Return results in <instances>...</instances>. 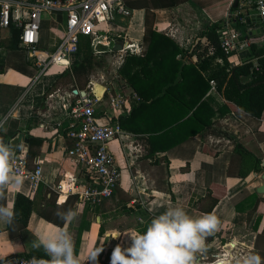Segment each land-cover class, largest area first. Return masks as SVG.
Listing matches in <instances>:
<instances>
[{
  "label": "crops",
  "instance_id": "1",
  "mask_svg": "<svg viewBox=\"0 0 264 264\" xmlns=\"http://www.w3.org/2000/svg\"><path fill=\"white\" fill-rule=\"evenodd\" d=\"M131 2L136 3L139 9L125 4L133 11L131 17L119 15L109 26L112 35L121 36V45L134 44L139 50L150 31L163 33L179 43L183 50L178 60L181 58V61H189L197 66L199 56L207 45V35L215 27L220 33L240 29L251 40L252 47H264L258 18L251 24L247 22L242 25L232 17L238 7L236 0ZM62 21V17L44 14L40 47L53 50L59 46L63 36ZM100 29L105 30L107 26L102 24ZM13 30L0 27V138L6 142L17 135L16 141L21 136L22 140L34 138L43 141L32 166L42 167L44 181L39 193L43 192L49 198L47 192L51 190L59 206L70 196L56 190L64 179L73 176L80 184L84 182L82 168L73 165L66 156L72 142L65 134L51 127V122L58 118L67 125L68 109L64 104L69 92L62 97L55 96L59 92L47 98L45 96L67 67L59 65L62 67L50 68L42 76L35 77L15 70L12 65H18L15 54L21 46L20 32L17 35ZM120 47L114 46L112 56H105L109 57L107 62L114 60L113 55L118 57L112 82L117 83L125 93H136L120 75L123 67L119 66L122 61L118 51ZM245 58V55H232L230 63L242 65L252 59ZM82 59L81 53L74 55L71 67L80 64ZM25 62L34 65L28 54L25 55ZM202 74L207 77L206 72L202 71ZM251 78L245 77L243 80L248 82ZM92 85L95 91V85L99 84L92 80L90 87ZM99 86L103 89V86ZM75 88L86 91L77 85ZM96 95L101 98L103 94ZM50 97L52 100H48ZM205 100L216 111L211 129L201 130L198 124L191 123L163 133L159 131L160 126L168 117L158 115L150 118L153 124H147L144 113L138 115L127 128L123 127L125 135L110 145L122 172L121 184L115 195L97 209L77 202L73 209L77 213L76 219L62 226L73 236L80 264H88L89 253L97 248H103L98 261L111 264V254L117 244L130 247L129 236L142 234L150 216L156 217L175 207L182 208L194 219L203 214H215L221 221L219 231L209 236L212 240L206 238V251L199 255V264H236L237 258L247 255L264 258V118L257 119L230 104L229 112H222L228 102L218 86L216 90L211 88ZM139 106L140 103L133 111ZM133 111L122 119L130 117ZM175 111L180 118L178 110ZM175 117L171 116L173 120ZM47 123L51 124L44 128L42 125ZM215 129L222 134L215 135L212 132ZM21 142L24 144V141ZM242 144L249 151V156L240 151ZM27 151L28 147L20 153L24 156ZM19 155L14 151V156ZM207 176L213 184L226 189V196L210 213L200 210V205L204 207L208 202ZM22 180V187L8 190L6 200L0 203L11 204L15 209L20 194L34 198L36 191L29 181ZM43 203L46 205V200ZM56 226L38 212H33L26 228L15 239H12L9 231L0 232V264H16L19 260L33 257L50 259L43 249L34 250L32 242L37 236L55 233ZM117 235L119 238L114 239ZM36 251L39 255H34Z\"/></svg>",
  "mask_w": 264,
  "mask_h": 264
},
{
  "label": "built area",
  "instance_id": "2",
  "mask_svg": "<svg viewBox=\"0 0 264 264\" xmlns=\"http://www.w3.org/2000/svg\"><path fill=\"white\" fill-rule=\"evenodd\" d=\"M236 2L238 7L232 17L242 25L247 22L251 24L258 18L264 43V0ZM132 13L123 0H0V27L9 29L14 26L20 30V46L34 61L38 75L42 76L53 65L71 67L72 57L80 53L81 37H89L95 57L99 60L105 58L106 54L112 56L114 46H122L118 51L122 59L119 66H123L125 58L131 52H139L141 47L138 50L134 44L121 45V36L112 35L109 26L119 15L131 17ZM44 14L63 19L62 40L53 50L40 47ZM102 24L107 29H100ZM219 40L226 56H244L252 49L251 40L240 29L219 32ZM213 53L211 48L210 54ZM252 60L256 61V58ZM210 84L213 90L217 89L216 81L212 80ZM103 89L101 98L95 94L93 85L89 92L73 89L68 99L63 97L66 99L64 107L68 109L67 125L60 118L50 123L51 127L65 134L72 142L67 150V159L84 171L83 183L80 184L76 177L71 176L64 179L56 190L78 195V204L88 205L92 209H97L107 199H111L121 184L122 172L110 145L125 135L121 119L141 103L137 93H125L115 82L106 83ZM50 124L42 126L48 128ZM21 153L14 156V170L19 177L29 181L36 191L44 181L42 167L29 169ZM30 260H19L16 264H25Z\"/></svg>",
  "mask_w": 264,
  "mask_h": 264
},
{
  "label": "trees",
  "instance_id": "3",
  "mask_svg": "<svg viewBox=\"0 0 264 264\" xmlns=\"http://www.w3.org/2000/svg\"><path fill=\"white\" fill-rule=\"evenodd\" d=\"M124 2L130 8L139 9L138 5L131 0H124ZM9 29H14V34L17 35L20 32L14 26ZM176 43L175 40L163 33L150 31L144 37L140 51L131 52L127 56L125 64L120 70V75L125 80L126 85L138 94L141 103L130 117L122 119V128H127L137 119L138 115L144 113L147 124H153V120L150 118L158 115L168 117V120L160 126L159 131L163 133H169L176 127L191 123L198 124L201 130L203 128L211 129L212 118L216 115V111L210 107L205 97L211 90L210 82L212 80L217 82L218 90L228 102L227 105L223 106L222 112H229L230 104L257 119L264 118V47L261 49L252 47L245 55L249 58H256L255 62L248 59L249 61L245 64L232 65L230 63L231 56H226L221 49L219 31L215 27L207 35V45L199 56L197 66L189 61L183 62L181 58L177 59L183 50L179 43ZM211 48L214 53L209 55ZM80 53L83 58L82 62L64 70L58 81L46 93V98L55 92H59L60 80L68 77L74 78V76L81 78L82 73L89 75L95 66L102 65L101 61L95 57V49L89 37H81ZM26 54L24 49H19V52L15 54L18 65H12V67L23 74L35 77L38 75V69L31 62H25ZM202 71L206 72L207 77L203 76ZM245 77L252 78L248 82H244L243 78ZM175 110L180 113V118H178ZM172 115L177 117L173 120ZM212 132L217 136L222 134L216 129ZM42 145L43 141L39 139H29L28 151L24 154L29 169H34L32 164ZM240 151L245 156H249V151L244 147ZM260 165L261 159L259 158L258 170H260ZM41 184L36 190L34 198L31 199L22 194L18 196L15 204V211L18 215L11 225L2 221L0 232L9 231L12 239H15L18 233L26 228L33 212H38L42 218L57 226H64V222L58 219L56 213L69 209L73 210L78 202V195L68 196L66 201L58 206L55 194L51 190L47 192L50 195L49 198L47 195H43V192L39 193ZM206 185L209 190L208 202L204 207L200 205V210L210 213L214 206L226 196V189L213 184L209 176H207ZM44 200H46V205L43 203ZM153 218L151 216L148 218L147 227ZM147 227L143 232L146 231ZM207 240H212V237H207ZM37 252H34V255H39ZM98 262L105 264L101 261Z\"/></svg>",
  "mask_w": 264,
  "mask_h": 264
},
{
  "label": "clouds",
  "instance_id": "4",
  "mask_svg": "<svg viewBox=\"0 0 264 264\" xmlns=\"http://www.w3.org/2000/svg\"><path fill=\"white\" fill-rule=\"evenodd\" d=\"M14 150L0 138V201L6 200L10 189L22 187L23 180L13 167ZM14 206L0 203V221L11 225L16 216ZM58 219L71 224L77 213L72 209L58 211ZM55 233L37 236L32 242L34 250L43 249L50 259L33 257L25 264H80L70 232L56 226ZM222 227L215 214L192 218L182 208H169L154 217L145 232L129 236L130 247L117 244L111 254V264H199V255L206 251V238ZM119 238V235L114 239ZM103 248L91 251L88 264H98ZM230 264V262H229ZM236 264H264L260 255H247L236 259Z\"/></svg>",
  "mask_w": 264,
  "mask_h": 264
},
{
  "label": "rangeland",
  "instance_id": "5",
  "mask_svg": "<svg viewBox=\"0 0 264 264\" xmlns=\"http://www.w3.org/2000/svg\"><path fill=\"white\" fill-rule=\"evenodd\" d=\"M42 49H45V48H42ZM113 56H114V60L113 61L110 60L109 62H107V59H109V57H105V60H102V61L96 58L98 61H101L102 65L101 66H95V68L93 69V71L89 75L82 73L83 75L81 76V78L74 76V78L68 77V78H64V79L60 80L59 81V90H58L59 94H57L55 96L56 97L57 96H61V97L64 96L65 93L70 92L73 89V87L74 88L76 87V85L82 89H85L87 92H89V91H91L90 81H92V80H94L96 82V84H99L101 86H104V85H106V83L112 81V78L115 76V69L117 67L115 61L118 60L117 56H115V55H113ZM245 63L246 62H244L243 64H245ZM56 67L61 68L62 66L53 65L50 68L54 69ZM48 100H52V98L50 97V98H48ZM101 106L102 105H100V107ZM102 108H103V106H102Z\"/></svg>",
  "mask_w": 264,
  "mask_h": 264
},
{
  "label": "water",
  "instance_id": "6",
  "mask_svg": "<svg viewBox=\"0 0 264 264\" xmlns=\"http://www.w3.org/2000/svg\"><path fill=\"white\" fill-rule=\"evenodd\" d=\"M17 137H18L17 135L10 137L7 140V144L11 145V142L13 141V143L11 145L13 147V150L20 153V151H22L23 149H24V151L27 149L28 144H29V139L26 138V139L22 140V136H21V137H19V139H18L19 142H18L15 140ZM21 141H24V144ZM262 188H263L262 190L264 191V186Z\"/></svg>",
  "mask_w": 264,
  "mask_h": 264
},
{
  "label": "bare ground",
  "instance_id": "7",
  "mask_svg": "<svg viewBox=\"0 0 264 264\" xmlns=\"http://www.w3.org/2000/svg\"><path fill=\"white\" fill-rule=\"evenodd\" d=\"M103 89L99 87L98 85H95V92L98 94V96H101L103 94Z\"/></svg>",
  "mask_w": 264,
  "mask_h": 264
}]
</instances>
